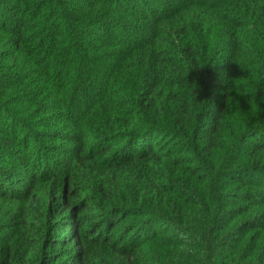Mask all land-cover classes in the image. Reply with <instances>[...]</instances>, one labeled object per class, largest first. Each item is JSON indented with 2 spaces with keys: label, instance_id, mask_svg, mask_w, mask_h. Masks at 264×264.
<instances>
[{
  "label": "trees",
  "instance_id": "trees-1",
  "mask_svg": "<svg viewBox=\"0 0 264 264\" xmlns=\"http://www.w3.org/2000/svg\"><path fill=\"white\" fill-rule=\"evenodd\" d=\"M0 264H264V0H0Z\"/></svg>",
  "mask_w": 264,
  "mask_h": 264
},
{
  "label": "clouds",
  "instance_id": "clouds-1",
  "mask_svg": "<svg viewBox=\"0 0 264 264\" xmlns=\"http://www.w3.org/2000/svg\"><path fill=\"white\" fill-rule=\"evenodd\" d=\"M181 239H182V241H188L190 239V237L187 234H184ZM182 246L183 247H189V245L185 244V243H182Z\"/></svg>",
  "mask_w": 264,
  "mask_h": 264
}]
</instances>
